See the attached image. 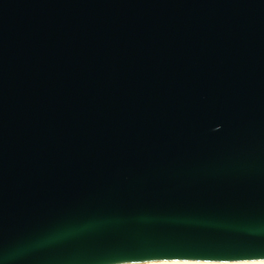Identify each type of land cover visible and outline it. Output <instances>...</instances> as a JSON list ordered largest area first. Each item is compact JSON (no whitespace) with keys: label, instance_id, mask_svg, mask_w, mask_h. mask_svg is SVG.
<instances>
[{"label":"water","instance_id":"obj_1","mask_svg":"<svg viewBox=\"0 0 264 264\" xmlns=\"http://www.w3.org/2000/svg\"><path fill=\"white\" fill-rule=\"evenodd\" d=\"M264 262V0H0V264Z\"/></svg>","mask_w":264,"mask_h":264},{"label":"bare ground","instance_id":"obj_2","mask_svg":"<svg viewBox=\"0 0 264 264\" xmlns=\"http://www.w3.org/2000/svg\"><path fill=\"white\" fill-rule=\"evenodd\" d=\"M189 264H264V262H249V263H189Z\"/></svg>","mask_w":264,"mask_h":264}]
</instances>
